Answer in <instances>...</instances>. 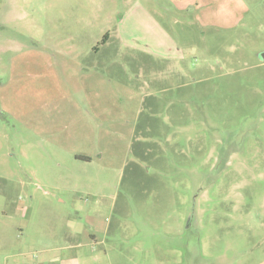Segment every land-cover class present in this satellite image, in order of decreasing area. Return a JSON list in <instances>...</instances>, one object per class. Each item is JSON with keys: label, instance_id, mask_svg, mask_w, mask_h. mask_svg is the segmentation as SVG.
Here are the masks:
<instances>
[{"label": "rangeland", "instance_id": "374dc122", "mask_svg": "<svg viewBox=\"0 0 264 264\" xmlns=\"http://www.w3.org/2000/svg\"><path fill=\"white\" fill-rule=\"evenodd\" d=\"M197 1L0 0V264H264V0Z\"/></svg>", "mask_w": 264, "mask_h": 264}, {"label": "crops", "instance_id": "0c3cea01", "mask_svg": "<svg viewBox=\"0 0 264 264\" xmlns=\"http://www.w3.org/2000/svg\"><path fill=\"white\" fill-rule=\"evenodd\" d=\"M188 3H197L198 1L197 0H186ZM201 2V0H200ZM208 4V3H206ZM203 7L205 6V3L203 2L201 4ZM144 7V6H143ZM145 8V7H144ZM157 30L159 31H162L163 29L161 27H157ZM161 37H156L154 39H152L151 41V44L152 45H144L142 47V49L148 53H151L154 54L155 56H162V53H166L167 56H170V48H171V45H172V39L170 37V35L165 32L164 33V37H162V39H160ZM110 39V37H108L106 40H104V44L107 43V41ZM99 51V50H98ZM142 51V52H144ZM120 53H118V51H116L114 54H112V56H115V57H118ZM143 69V68H141ZM99 73V72H98ZM141 73V72H140ZM97 75V73H95ZM101 74V73H99ZM155 76H157V73L155 74ZM155 80V79H154ZM103 82L107 81L105 75H104V78L102 79ZM149 83H152V80H149Z\"/></svg>", "mask_w": 264, "mask_h": 264}, {"label": "trees", "instance_id": "16d2710c", "mask_svg": "<svg viewBox=\"0 0 264 264\" xmlns=\"http://www.w3.org/2000/svg\"><path fill=\"white\" fill-rule=\"evenodd\" d=\"M108 35H106V38H107ZM84 160H90L89 158H84Z\"/></svg>", "mask_w": 264, "mask_h": 264}]
</instances>
